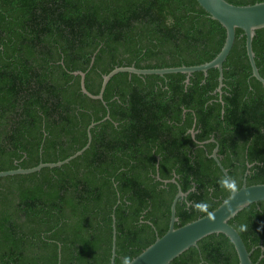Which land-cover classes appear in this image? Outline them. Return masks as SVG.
I'll return each instance as SVG.
<instances>
[{
	"label": "trees",
	"instance_id": "trees-1",
	"mask_svg": "<svg viewBox=\"0 0 264 264\" xmlns=\"http://www.w3.org/2000/svg\"><path fill=\"white\" fill-rule=\"evenodd\" d=\"M247 5L264 0H227ZM226 30L196 0H0V171L64 160L67 164L0 178V264H110L115 209V264L129 262L169 228L214 210L232 192L210 156L216 144L237 188L264 183V86L252 76L246 36L236 30L223 63L190 75L121 72L118 66L199 65L220 52ZM264 77V28L253 40ZM94 62L91 64L92 57ZM196 120V145L188 132ZM205 148L208 149L205 150ZM159 176L156 178V163ZM251 164V167L247 165ZM229 223L251 259L264 264V201ZM262 256V257H261ZM170 264H239L225 234L208 235Z\"/></svg>",
	"mask_w": 264,
	"mask_h": 264
},
{
	"label": "water",
	"instance_id": "water-1",
	"mask_svg": "<svg viewBox=\"0 0 264 264\" xmlns=\"http://www.w3.org/2000/svg\"><path fill=\"white\" fill-rule=\"evenodd\" d=\"M199 5L209 14V16L220 22V24L226 30V39L220 50V52L211 61L192 66H177V67H165V68H137L132 66H118L111 70L109 73L103 75L102 84L98 94L91 93L85 83L86 72L75 71L74 75H80L81 91L92 99L103 100L104 92L110 79L118 73L127 72L129 74L137 75H149L158 74L165 75L169 73H183L187 75L186 82H189V76L194 72L201 71L207 75L208 70L217 68L219 71L218 87L216 92L222 93L223 87V63L227 59L230 51L233 48L236 30L242 29L246 36V52L252 69V76L256 78L264 86V77L260 74L259 68L255 61V52L253 49V40L256 35V31L264 28V1L256 2L254 4L247 5H235L227 0H196ZM94 56L92 57L91 64L94 62ZM110 118L108 113L102 120L93 121L88 129V141L86 145L69 156L64 160L57 162H40L37 166L31 168H16L11 170L0 171V178L6 176H13L17 174H30L41 171L43 168L60 167L69 163L73 159L82 155L91 145L92 133L91 129ZM194 136V132L192 131ZM214 139H210V142ZM205 142V143H206ZM218 147L214 149L211 157L216 161L217 165L229 181L232 192L224 199L218 207L209 212L208 214L197 218L194 221L188 222L180 227H176L175 224L179 218L176 215V206L179 198L184 197L188 192H183L180 184L175 178L169 180H163L164 183L174 182L177 184V193L171 204L170 222L169 228L162 236H157L155 241L141 251L136 257H134L129 264H170L175 258L180 256L183 252L191 247L197 246L198 242L204 237L222 233L225 234L232 241L235 250L239 258V264H255L251 259L252 251H249L246 244L241 237L237 229L229 223L240 211L253 203L264 201V183L247 185L246 177L249 173L247 170L245 173L243 184L240 188H237L233 178L230 176L228 169H226L221 163L217 154ZM157 165V179L162 180L159 176ZM115 209L112 214L113 218V241H112V255L110 264H115L116 249H117V229H116V217ZM58 264H61L60 262Z\"/></svg>",
	"mask_w": 264,
	"mask_h": 264
},
{
	"label": "flooded vegetation",
	"instance_id": "flooded-vegetation-1",
	"mask_svg": "<svg viewBox=\"0 0 264 264\" xmlns=\"http://www.w3.org/2000/svg\"><path fill=\"white\" fill-rule=\"evenodd\" d=\"M189 79H190V76H189ZM185 82H186V80H185ZM187 83V82H186ZM189 83V82H188ZM222 95V93L221 94H219V96H221ZM195 127H196V120H195V122L193 123V126H192V128H190L189 129V133L191 134V138L193 139V141H195V143H196V145H193V144H190L189 146H188V149H187V151L189 152V154L190 155H192V154H195L196 153V149L198 148V147H202V146H204L205 144H207V143H209V142H206V141H209V140H205V141H198L197 139H196V133H197V130L195 129ZM192 131L194 132V136H193V134H192ZM213 139H214V137H212ZM211 138V139H212ZM206 142V143H205ZM210 142H216V140L214 139V141H210ZM217 143V142H216ZM216 147H218V151H217V154H218V156H219V159H220V161H221V158H222V154H220V152H219V145L218 144H216V146L213 148V150H212V152H211V154H210V156L213 154V152H214V149L216 148ZM205 150H207L208 151V149L207 148H205ZM159 161H160V157H158V161H157V163H156V172H157V165H158V170H159ZM222 163V162H221ZM248 167H251V164H248L247 165ZM249 174V173H248ZM157 178V177H156ZM244 181V180H243ZM263 249H264V247H262ZM250 251H254V248H252ZM251 255H252V253H251ZM251 257V256H250ZM262 257V256H261ZM256 264V263H255Z\"/></svg>",
	"mask_w": 264,
	"mask_h": 264
},
{
	"label": "clouds",
	"instance_id": "clouds-1",
	"mask_svg": "<svg viewBox=\"0 0 264 264\" xmlns=\"http://www.w3.org/2000/svg\"><path fill=\"white\" fill-rule=\"evenodd\" d=\"M122 264H129V260L127 257L123 258Z\"/></svg>",
	"mask_w": 264,
	"mask_h": 264
}]
</instances>
